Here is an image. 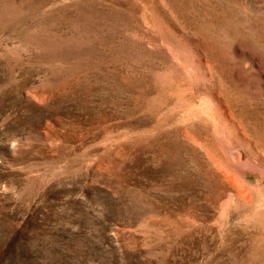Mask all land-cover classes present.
<instances>
[{
    "label": "rangeland",
    "instance_id": "374dc122",
    "mask_svg": "<svg viewBox=\"0 0 264 264\" xmlns=\"http://www.w3.org/2000/svg\"><path fill=\"white\" fill-rule=\"evenodd\" d=\"M0 264H264V0H0Z\"/></svg>",
    "mask_w": 264,
    "mask_h": 264
}]
</instances>
